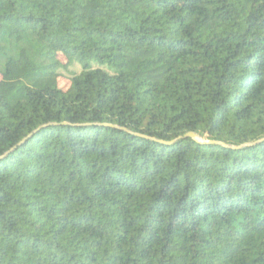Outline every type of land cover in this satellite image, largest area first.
<instances>
[{
	"label": "trees",
	"instance_id": "1",
	"mask_svg": "<svg viewBox=\"0 0 264 264\" xmlns=\"http://www.w3.org/2000/svg\"><path fill=\"white\" fill-rule=\"evenodd\" d=\"M0 264H264V0H0Z\"/></svg>",
	"mask_w": 264,
	"mask_h": 264
},
{
	"label": "rangeland",
	"instance_id": "2",
	"mask_svg": "<svg viewBox=\"0 0 264 264\" xmlns=\"http://www.w3.org/2000/svg\"><path fill=\"white\" fill-rule=\"evenodd\" d=\"M79 70H80L79 67L75 65V66H73L72 68H70L68 70V73L67 72H62V74L67 76L70 73H78ZM60 86H63V87L66 88L67 87V83L65 81H62V82H60Z\"/></svg>",
	"mask_w": 264,
	"mask_h": 264
},
{
	"label": "water",
	"instance_id": "3",
	"mask_svg": "<svg viewBox=\"0 0 264 264\" xmlns=\"http://www.w3.org/2000/svg\"><path fill=\"white\" fill-rule=\"evenodd\" d=\"M185 137L191 138L192 140H195V141H199V140H198V136L195 135V134H193V133H189V134H187ZM216 144H219V145H221V146H224V145L221 144V143H216Z\"/></svg>",
	"mask_w": 264,
	"mask_h": 264
}]
</instances>
